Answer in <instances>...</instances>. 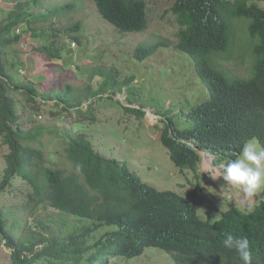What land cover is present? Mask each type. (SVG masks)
I'll return each instance as SVG.
<instances>
[{
    "label": "trees",
    "instance_id": "trees-1",
    "mask_svg": "<svg viewBox=\"0 0 264 264\" xmlns=\"http://www.w3.org/2000/svg\"><path fill=\"white\" fill-rule=\"evenodd\" d=\"M168 1L172 5L160 17L172 12L178 25L171 35L174 47L193 58L210 95L181 111V126L173 118L166 122L162 141L172 162L182 171L192 169L199 180L204 174L200 150L214 154V161L227 158L225 167L254 138L264 148V6L260 5L264 0ZM94 3L98 13L124 33L147 30L150 12L160 6H149L148 0ZM29 4L30 0L18 1L7 17L0 16V137L9 149L0 178V234L10 248V263L107 264L111 257L132 258L154 246L170 253L176 264H243L234 250L223 246L226 235L232 234L249 239L252 264H264V201L250 211L232 205L219 218L204 220L189 196L143 182L126 164L96 150L85 133L72 134L60 127L25 128L16 95L33 109L50 105L52 117L88 123L95 119L98 98L110 99V86L125 85L132 78L119 81L118 69L96 68L90 76L100 77L97 87L89 83L75 90L66 83L61 88L62 68L56 67L58 81L49 87L30 78L17 80L12 58L21 59L17 46L45 33L36 25L51 23L53 31L45 34L53 42L38 46L51 61L59 57V46L54 47L58 35L68 33L73 42L82 43L81 21L61 28L53 24L76 4L34 15L24 10ZM234 17L248 23L251 77L233 75L221 65L224 59H242L234 55L238 49L231 42L229 25ZM18 27H22L19 33ZM170 45L171 40L164 38L138 45L133 54L144 60ZM18 193L27 197L21 210L33 218L34 228L26 229L25 224L16 237L7 228L1 204L6 194Z\"/></svg>",
    "mask_w": 264,
    "mask_h": 264
},
{
    "label": "rangeland",
    "instance_id": "rangeland-1",
    "mask_svg": "<svg viewBox=\"0 0 264 264\" xmlns=\"http://www.w3.org/2000/svg\"><path fill=\"white\" fill-rule=\"evenodd\" d=\"M18 1L21 0H0V16L7 17ZM39 2L40 4H36L30 0V4L25 6L24 10L34 15L46 13L62 4H76L74 10L61 14L53 24L54 27L61 28L70 22L81 21L82 43L77 41L73 43L74 40L68 33L58 35L54 47L59 46L57 50L59 57L51 61L50 56L38 47L41 43L53 42L54 38L48 39L45 34L53 31L51 23L36 25L37 30L45 33L33 36L23 45L17 46L21 59L12 58L18 68L17 80L30 78L49 87L58 81L59 75L54 73L56 67L62 68V78L58 84L61 88L66 83L71 84L75 90L84 89L83 87L89 83L97 87L101 81L100 77L91 79L90 76L91 71L96 68L118 69L119 81L127 77L132 78L125 85L110 86L108 88L110 91L108 93L112 95L110 99L98 98L95 119H90L92 121L88 123L52 117L49 114L50 105L43 104L33 109L21 99V96L16 95L25 128L60 127L71 130L72 134L85 133L96 150L108 158L126 164L143 182L160 190L174 189L189 196L204 220L219 218L232 205L252 209L257 203L264 201V190H261L249 207V202L244 199L239 189L228 186L222 178L218 180L211 178V174H222L223 169L220 166L225 164L227 158H217L213 162V167L209 169L204 168L201 163L200 170L206 173L197 180L192 169L186 168L182 171L172 162L169 149L163 144L165 123L173 118L177 122L176 125L181 126L184 122L182 116L184 113L181 111L185 112L190 105L193 106L210 95L207 85L196 72L193 58L174 47L176 40L171 38V35L177 31L178 25L172 12H168L165 18L160 17V13L172 5L171 1L160 0L159 3L158 0H148L149 6L160 4L157 11L150 12V27L145 31L125 33L120 32L98 13L94 0H39ZM260 5L264 6V1H261ZM247 25V21L239 17L232 18L229 25L232 33L231 42L234 41L238 49L234 55L240 56L241 61L232 57L229 60H221V65L225 69L230 70L233 75L242 77L250 73L247 59L251 56L252 49L247 51L250 45ZM21 31L22 27L16 30L17 33ZM164 38L171 40L169 47H160L156 53L144 60L134 57L133 52L138 45H151ZM226 53L229 55L228 51ZM213 63L217 65L215 61ZM252 75L253 68L248 77ZM86 103L85 101L84 104ZM50 104L55 105L54 101ZM139 108L143 109L144 115ZM189 123L190 121H187L186 124ZM250 141L258 148L264 149L257 138ZM8 152V145L3 144L0 137V178L3 177L7 166L5 153ZM26 199L27 197L21 193L6 194L2 198L1 205L5 208V217L8 218L7 228L16 237L21 226L26 224V229L30 226L34 228L33 218L30 216L29 218L21 210ZM2 239L0 234V264H11L10 248ZM107 264L176 263L167 251L147 246L139 256L111 257Z\"/></svg>",
    "mask_w": 264,
    "mask_h": 264
},
{
    "label": "clouds",
    "instance_id": "clouds-1",
    "mask_svg": "<svg viewBox=\"0 0 264 264\" xmlns=\"http://www.w3.org/2000/svg\"><path fill=\"white\" fill-rule=\"evenodd\" d=\"M200 154L202 157V166H204V168L208 167V169L213 167L214 154L206 150H200ZM223 167L224 165L220 166L222 169ZM201 171L203 172V170ZM211 178L213 180L222 178L228 186L239 189L244 199L249 202L248 206L251 207V202L254 201L261 190H264V149L258 148V146L251 141L246 142L238 158L228 162L222 174H211ZM237 207L240 208L239 206ZM254 207L252 209H240L250 211L253 210ZM223 246L227 249L234 250L243 264H252V250L250 241L247 237L227 234L226 238L223 240Z\"/></svg>",
    "mask_w": 264,
    "mask_h": 264
}]
</instances>
